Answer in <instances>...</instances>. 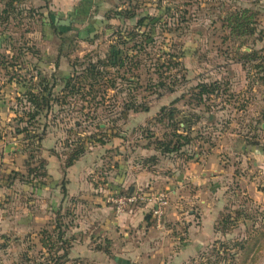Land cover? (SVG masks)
Returning <instances> with one entry per match:
<instances>
[{
    "label": "rangeland",
    "instance_id": "obj_1",
    "mask_svg": "<svg viewBox=\"0 0 264 264\" xmlns=\"http://www.w3.org/2000/svg\"><path fill=\"white\" fill-rule=\"evenodd\" d=\"M8 2L0 0V264H264V0H115L154 18L142 29L123 22L135 37L121 46L119 68L103 66L112 44L104 34L89 46L67 35V56L57 58L48 1ZM243 10L253 34L233 22ZM88 64L100 78L63 90L62 78ZM50 70L55 102L29 120L23 84ZM214 81L199 102L195 86ZM171 109L174 121L190 120V142L161 154L154 142L168 138ZM186 161L196 177L180 199L172 178L136 185L141 171L171 175ZM128 193L165 194L160 223L150 205L115 214L106 197ZM128 218L141 222L112 225Z\"/></svg>",
    "mask_w": 264,
    "mask_h": 264
},
{
    "label": "trees",
    "instance_id": "obj_2",
    "mask_svg": "<svg viewBox=\"0 0 264 264\" xmlns=\"http://www.w3.org/2000/svg\"><path fill=\"white\" fill-rule=\"evenodd\" d=\"M9 6H12V3L14 1H19V0H8ZM247 11L243 10L241 14H236L233 16L234 23H236L237 30H240L241 33H247V34H253L254 29L253 28H248L249 23L245 21L246 16L245 13ZM45 12L42 13L41 15V21L42 25H44L45 22ZM67 21L65 24L59 22L57 20H53L51 16L47 17V20L49 22V27L52 31V34L54 36H58L60 38V44L58 45L57 49V58L60 57L61 55L67 56L66 52H64V46L69 43V40L72 39L70 36H67L66 33L68 32V27L74 21V18L72 19L71 15L68 13L67 15ZM114 17L120 21V19L125 21H133L132 25L133 27L137 28H144L147 25H151V21L154 18L149 17L147 15H141L138 16L135 12H130V10L124 9L123 11H116L114 12ZM244 20V21H242ZM148 21V22H147ZM125 25V24H124ZM123 26H119L116 31L113 32L114 35V44H111L110 50H109V55L106 56L107 59L105 60L104 67H109V68H119L124 66L125 62V51L121 46H124L127 42H131V40L135 37L134 33L128 32L126 35L125 29ZM70 28V27H69ZM235 29V26H234ZM232 31H236L235 30ZM124 32V33H123ZM95 37V36H94ZM93 37V38H94ZM92 38H89L88 40H91ZM66 43V44H65ZM68 45V44H67ZM246 57V56H245ZM258 67L262 68L264 72V67L258 65ZM41 73V72H40ZM50 74L48 76H43V78H40L39 81L34 83L31 82V80H28L24 82L23 88L24 90L21 92L22 97L25 99L27 103H29L32 107H34L32 110L27 112V116H29V120L33 119L36 115L40 114L41 112L48 110L51 108L53 103L55 102L54 100V89L56 87L57 79L54 76L55 71L50 70ZM101 72L96 69L95 64H88L87 67H84L82 69V72L80 74H71L69 77L65 76L62 78V89L67 90L68 93L72 92H78L80 89V86H78V83L83 80H89L87 83L88 86L91 85V80H96L97 78H100ZM78 78V80H77ZM264 79V78H263ZM80 80V81H79ZM218 83L216 81L211 82V83H200L195 86V89H198V92L196 94V99L200 102L202 99L203 94H211L215 92L218 89ZM166 107H163L161 109L162 114L164 113ZM163 117L168 116V123L166 125V129H169L168 135L166 140H156L154 142V145L156 149L161 153V154H169V153H177L181 150L182 147L186 146L190 142V137H189V132L192 130V126L189 124V119H182L179 121H174L173 117L175 116V111L174 110H168ZM161 115V114H160ZM195 117L196 122L200 119V116L198 114H193ZM182 124V125H181ZM179 130H182L186 132V135H182L178 133ZM23 131L27 132V129L24 128ZM82 148L78 150H73L68 157L66 158L64 166L67 167L71 165L79 156V154L82 153ZM46 162L45 160L41 159L39 161V168H43L45 166ZM33 172H38L37 168H32L30 169ZM43 175V174H42ZM66 191L63 190V193L65 194Z\"/></svg>",
    "mask_w": 264,
    "mask_h": 264
},
{
    "label": "crops",
    "instance_id": "obj_3",
    "mask_svg": "<svg viewBox=\"0 0 264 264\" xmlns=\"http://www.w3.org/2000/svg\"><path fill=\"white\" fill-rule=\"evenodd\" d=\"M47 1H48V9L46 8L45 10L49 14L48 17L51 16L52 19L54 21L57 20L59 24L64 23L63 20L67 21L68 13L70 14V12H72L70 10H73L74 13L70 14L74 17V21L70 24V27L73 29L68 27V32L66 33V35L72 34L75 41L81 45H87V46L92 45L96 40H98V38L102 39L101 38L102 34L108 37L106 41H108L109 44L110 43L114 44V42H112V40H114V35L112 32L116 31L117 28H119V26H123V20L120 19L119 21L118 19H116L114 17V12L123 11L125 9L124 4L116 3L115 0L113 1L112 0H88V2H85V4H83V2H80V0H47ZM58 11L60 12L58 13ZM82 11H85V14H86V19L84 21L82 20L83 18L80 16ZM47 25H49V22L47 23ZM115 25H117V28L116 29L114 28L112 30V27ZM89 38H92V39L88 40ZM58 40L60 44V38H58ZM258 150H256V154L261 155L262 154L261 149H258ZM47 151L49 150L46 149V152ZM52 152L53 151H51L50 154L48 152L47 154L48 157L44 158L46 159V165L49 163V157H51V155L53 154ZM183 165L185 167V171L183 167L182 170H178L177 173H172L171 175L170 174L168 175L158 174L157 172L150 173L146 171H141L135 175V178H136L135 181L137 183L136 185L144 184V179H147V181H150L149 183L151 184L153 183L155 184V182L157 183L160 182V184H164L165 186V184L169 183L170 179L172 178L171 180L175 181L177 183V186L173 189V187L170 186L172 184H168V186L172 188L170 192L172 193L173 198L180 199L181 198L180 196L182 195V188L184 187L186 188L188 181H190L191 179L195 180V177H196L195 175L192 174L191 176L190 174L194 172L195 166H193L188 161H186ZM64 167L65 166H62V168ZM44 171H46V174H47L46 167ZM224 172L226 173L225 169H221L219 170V172L215 173V175L216 174L220 175L218 173L223 174ZM75 173H78V172H75ZM72 174L74 175V172ZM210 175L215 176L214 172H210ZM47 176L48 174L45 177ZM145 176L147 178H145ZM34 187H35V184H34ZM66 193L67 192H65V194ZM65 194L63 193L62 196H65ZM262 194L264 195V191H262ZM136 220L135 218H128L126 220L123 219L122 220L123 222L122 221L112 222V225H114V227H118V226L127 227L129 225H134L135 223L139 224L141 222V219L139 220V218H137ZM102 224L105 225L104 222Z\"/></svg>",
    "mask_w": 264,
    "mask_h": 264
},
{
    "label": "built area",
    "instance_id": "obj_4",
    "mask_svg": "<svg viewBox=\"0 0 264 264\" xmlns=\"http://www.w3.org/2000/svg\"><path fill=\"white\" fill-rule=\"evenodd\" d=\"M107 203L113 207L115 214L124 213L130 206L150 205L153 211V216L156 218L157 224L164 214V209L167 205V197L163 193H128L126 195H109L106 197Z\"/></svg>",
    "mask_w": 264,
    "mask_h": 264
}]
</instances>
